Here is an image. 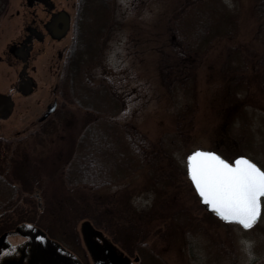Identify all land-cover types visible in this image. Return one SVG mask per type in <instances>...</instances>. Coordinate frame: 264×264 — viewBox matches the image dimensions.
Wrapping results in <instances>:
<instances>
[{
    "label": "rangeland",
    "instance_id": "1",
    "mask_svg": "<svg viewBox=\"0 0 264 264\" xmlns=\"http://www.w3.org/2000/svg\"><path fill=\"white\" fill-rule=\"evenodd\" d=\"M51 1L73 24L76 0ZM182 1L113 0V24L89 73L116 98L117 107L107 112L111 123L136 129L134 138L144 136L142 142L153 148L151 158L140 165L145 160L138 157L126 169L106 164L115 176L112 183L71 188L67 161L92 119L62 94L57 54L70 44L73 28L61 39L46 36L35 42L29 65L34 87L21 93L14 87L22 63L9 47L25 34L27 24L47 19L48 13L42 3L0 0V93H10L13 100L11 110L0 116V160L6 162L8 153L16 158L14 171L8 173L19 177H14L16 183L37 180L23 184L17 203L1 218L0 235L9 231L5 242L12 249L25 239L15 227L26 226L42 231L82 264H94L82 231L89 222L131 264H145L150 254L168 264L264 260V210L250 229L222 222L205 210L186 169L187 155L199 147L214 149L230 161L245 155L264 168L263 0H209L205 9L214 8L219 19L235 15L236 29L226 24L229 35L186 59L195 61L193 81L170 86L160 65L174 51L168 25ZM181 74H172L173 79ZM55 99V111L40 120ZM121 134L116 130L114 139L124 143ZM122 150L135 154L130 145L123 144Z\"/></svg>",
    "mask_w": 264,
    "mask_h": 264
},
{
    "label": "trees",
    "instance_id": "2",
    "mask_svg": "<svg viewBox=\"0 0 264 264\" xmlns=\"http://www.w3.org/2000/svg\"><path fill=\"white\" fill-rule=\"evenodd\" d=\"M208 1L183 0L176 8L175 16L170 20L169 39L174 51L160 65L162 75L164 74L163 78L170 86L180 82L185 84L190 79L193 81V65L191 63L195 61L191 62L186 59L194 53L203 54L216 39L229 35L225 28L226 24L232 30L236 29L233 24L236 22L235 15L222 14L219 19L218 15L220 14L214 8L205 9ZM262 7L264 8V0ZM2 9L1 7L0 11ZM76 9L72 24V39L67 47L66 58L61 69L62 82L64 83L62 94L85 109L92 115V119L84 126L77 148L69 157L65 170L67 174L70 173L71 188L77 185L99 188L112 183L115 179V176L105 169L106 164L108 168L111 167L114 170L116 168L126 169L138 161L136 158L139 157V161L140 158L145 160L140 163L143 165L146 161H150V152L153 148H150L146 142H142L145 140L144 136L134 138L138 134L136 129L128 131L120 125L111 123L113 120L108 118L107 112L117 107L116 98L109 91L106 92L101 84L95 83L89 73L90 66L96 62L100 54L102 40L113 24L110 22L115 15L113 0H76ZM187 23L190 24V29H188ZM171 32H173L172 35ZM226 33L227 35H224ZM180 73H182L180 77L175 79L179 81L170 82L171 80L175 81L172 74ZM106 101L109 105H106ZM105 122L110 123L106 124ZM106 125L110 129L106 130ZM126 129H130V126H127ZM116 130H121V138H124V143L114 139ZM120 144L122 147L125 144L128 148L130 145L135 154L123 151ZM8 155L9 153L4 154L5 157H3L5 161L7 160L6 162L0 160V223L1 218L17 203L18 196L25 189L23 184L30 186L33 181H37L35 179L26 182L21 180V185L16 183L14 177L18 176L13 173L8 174L11 169L12 172L14 171L16 158L12 159ZM1 229L3 228L0 224V231ZM147 248L151 250V247L147 246ZM145 264L168 263L150 254L147 260L145 259ZM249 264H264V260L253 261Z\"/></svg>",
    "mask_w": 264,
    "mask_h": 264
},
{
    "label": "snow or ice",
    "instance_id": "3",
    "mask_svg": "<svg viewBox=\"0 0 264 264\" xmlns=\"http://www.w3.org/2000/svg\"><path fill=\"white\" fill-rule=\"evenodd\" d=\"M186 159L187 175L212 212L245 229L257 223L264 210V168L244 155L230 161L201 149Z\"/></svg>",
    "mask_w": 264,
    "mask_h": 264
},
{
    "label": "flooded vegetation",
    "instance_id": "4",
    "mask_svg": "<svg viewBox=\"0 0 264 264\" xmlns=\"http://www.w3.org/2000/svg\"><path fill=\"white\" fill-rule=\"evenodd\" d=\"M27 3L28 5L42 3L48 13V18L39 21L34 18L33 22L26 25L25 34L21 39L9 47L10 53L22 63L18 74L19 79L14 87L16 91L21 93H28L34 87V79L29 73V65L35 48V42L44 40L46 36L58 39V36L66 31L70 20V15L65 10H55L51 0H27ZM68 31L69 29L61 38ZM66 52L67 47L63 51H58L57 54L59 61L57 69H60V73L66 58ZM0 95L2 97L0 100V116H4L11 110L13 100L10 93L6 95L0 93ZM15 230L24 235L25 239L12 249L11 245L5 242L9 233L8 231L6 237L0 241V250L1 252L4 251V253H1L4 256L1 258L0 264L3 262H7L8 264H82L74 259L72 255L61 250L57 245L42 236L43 234L39 230L26 226L25 228L17 226ZM94 239L99 258L105 259L106 255L103 246L98 244L103 238L101 236H94ZM92 259L95 262L93 257Z\"/></svg>",
    "mask_w": 264,
    "mask_h": 264
},
{
    "label": "water",
    "instance_id": "5",
    "mask_svg": "<svg viewBox=\"0 0 264 264\" xmlns=\"http://www.w3.org/2000/svg\"><path fill=\"white\" fill-rule=\"evenodd\" d=\"M1 96V95H0ZM2 99V97H0V100ZM57 106V101H54L53 103L49 104L47 107L46 112L40 117V120H44L45 118H47L56 108ZM197 149H201V150H206V151H215L213 149H205V148H197ZM196 150V149H195ZM193 150V151H195ZM192 152V151H191ZM190 152V153H191ZM217 152V151H215ZM189 153V154H190ZM218 155H221L217 152ZM222 156V155H221ZM223 157V156H222ZM187 158V157H186ZM225 158V157H223ZM226 159V158H225ZM235 159V158H234ZM233 159V160H234ZM254 162V161H253ZM186 163H187V159H186ZM189 177V176H188ZM190 179V177H189ZM191 181V180H190ZM192 183V182H191ZM193 185V184H192ZM194 187V185H193ZM197 193V192H196ZM198 195V193H197ZM200 202L201 204L204 206V208L208 211L211 212L213 214H215L214 212H212V210L202 201L201 198ZM262 214V213H261ZM216 215V214H215ZM217 216V215H216ZM218 217V216H217ZM261 217V216H260ZM219 218V217H218ZM220 219V218H219ZM260 219V218H259ZM223 221V220H222ZM259 221V220H258ZM257 221V223H258ZM225 222V221H223ZM229 223V222H226ZM256 223V224H257ZM256 224H254L253 226H255ZM252 226V227H253ZM82 231H83V236H84V240L86 243V246L88 247L89 251L91 252L92 256L95 259V264H130V258L126 255H123L121 253H118L116 247L110 243L109 241H107L106 239H104L102 241V243H99V245H103V249L106 255L105 259H100L99 258V254L96 251V243L95 240L93 238L94 235H100V231L95 229L89 222H84L82 225ZM6 234L4 233L3 235L0 236V240H2L4 238ZM2 264H8L7 262H4Z\"/></svg>",
    "mask_w": 264,
    "mask_h": 264
}]
</instances>
